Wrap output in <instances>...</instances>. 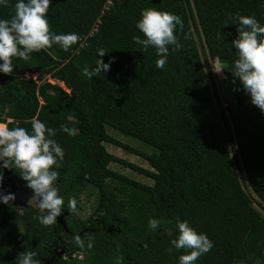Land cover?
<instances>
[{"label": "trees", "instance_id": "16d2710c", "mask_svg": "<svg viewBox=\"0 0 264 264\" xmlns=\"http://www.w3.org/2000/svg\"><path fill=\"white\" fill-rule=\"evenodd\" d=\"M15 2L0 6V18L14 14ZM106 3L51 0L50 31L76 32L78 41L68 50L54 43L27 61L14 57V74L0 73V123L11 118L8 127L31 130L33 119H39L56 129L53 138L64 157L53 185L64 199L60 214L69 212L64 229L56 220L47 226L38 222V213L47 209L0 203V264H17L26 250L36 252L38 264H114L117 256L122 264H177L184 250L167 249L178 218L214 241L196 264H264V112L250 103L238 78L232 83L230 71L237 58L231 41L238 36L231 18L240 13L264 23V0H112L105 9ZM149 7L183 20L176 31L182 47L169 46L163 69L155 66L153 47L141 51L132 39L144 38L135 22ZM98 48L106 51L104 62L114 60L107 73L86 77L82 68L95 67ZM203 59L222 65L231 101L224 104ZM61 124L76 131L64 132ZM107 126L154 150L147 153L116 139ZM104 143L142 157L150 168L111 154ZM112 161L153 183L113 171ZM88 185L98 189L99 200L82 220L72 211ZM71 198L75 207H69ZM149 217L160 219L161 226L150 231ZM74 234L85 244L91 235L93 247L75 245ZM61 246L65 252L58 257Z\"/></svg>", "mask_w": 264, "mask_h": 264}, {"label": "clouds", "instance_id": "9594fccd", "mask_svg": "<svg viewBox=\"0 0 264 264\" xmlns=\"http://www.w3.org/2000/svg\"><path fill=\"white\" fill-rule=\"evenodd\" d=\"M51 0H16L14 14L10 18H0V73L14 74L13 58L29 60L30 54L38 52L52 44H59L64 50L75 44L78 39L76 32L56 33L50 31L46 13L49 10ZM8 0H0V6H6ZM238 24V36L231 41L236 49L237 58L232 62L230 71L233 74L232 83L239 84L245 94L249 97L251 104L264 112V23L259 22L252 15L236 13L231 18ZM227 25V24H225ZM183 28L182 18L173 12L163 11L156 8H142L135 27L143 34L132 37L140 50H147L149 46L155 49L157 59L155 66L163 69L169 55L170 48L176 51L182 44L176 35L177 28ZM106 51L97 49L95 67L84 66L82 72L86 77L99 76L101 72L107 73L114 58L104 62L102 57ZM223 67L218 68L220 72ZM240 90V88H237ZM60 129L69 134L76 130L65 124ZM56 129L46 127L39 119H33L31 130L24 127H8L0 123V180L3 178V169L12 164L20 170L21 177L27 181V185L34 189L36 195L41 199L39 209H47L46 214L38 213L37 219L41 225L55 223L56 214L62 210L64 199L58 194L53 180L59 173L56 168L60 167L58 161L64 157V149L53 137ZM9 158V159H4ZM55 166V167H53ZM13 193H0V203L7 204L14 200ZM31 202V201H30ZM74 198L69 200V207H75ZM161 220L149 217L148 228L150 231L161 226ZM176 237L170 240L167 249H183L177 258V264H196L197 259L209 252L214 244L204 232H198L187 220H176ZM169 236L172 232L168 231ZM75 245L81 249L93 247V237H87V244L79 234L73 235ZM35 251L26 250L19 253L16 258L17 264H38L34 259ZM114 264H122V257L117 256Z\"/></svg>", "mask_w": 264, "mask_h": 264}, {"label": "rangeland", "instance_id": "374dc122", "mask_svg": "<svg viewBox=\"0 0 264 264\" xmlns=\"http://www.w3.org/2000/svg\"><path fill=\"white\" fill-rule=\"evenodd\" d=\"M203 67L205 70H207V67L210 68V71L213 75V79H214V82L216 84L217 90H218L219 95H220L222 101L224 102V104L226 102L231 101L232 96H231L229 90L226 88L224 80H223V77H224L223 71H222L223 69L220 72L215 71L218 68L222 67V65L219 64L216 59L210 60V61H205L203 59ZM28 73H29L28 76H30L32 78H35L38 75V72H28ZM45 78L47 81H49L51 83H57L60 85L59 81H57L53 78H50L48 75ZM64 90L68 91L67 88ZM6 123H11V122H6ZM106 131L108 134L115 137L116 139H118V140H120L126 144H129L132 147L137 148L141 151L150 153L154 150V148H152L151 146H148L146 143H143L142 141L137 140L135 138L120 134L118 131L112 129L109 126L106 127ZM104 145L106 147V150L108 152H110L111 154H113L119 158H122V159H124L130 163L141 166L143 168H147V169L150 168L148 163L142 157L135 155L129 151H126L122 148H119L115 145H112L110 143H104ZM0 163H2V160H0ZM109 167L113 171H116L117 173L123 174V175L127 176L128 178L133 179L137 182L144 183V184H152L153 183V181L150 178H148L145 175L140 174L139 172H136V171H134L128 167H125L118 162H115V161L110 162ZM98 200H99L98 189L94 186H90V185L86 186V188L83 189L78 194V207L74 211H72V214L75 215L76 217L82 219V220L87 219V217L95 209V207L98 203ZM39 201L40 200H37L35 198V196H33L29 199V204L34 205L35 207H38ZM42 211H44V210H42ZM44 212H46V211H44ZM68 214H69V212H68ZM64 252H65V249L61 253V255H63ZM75 255H78V253ZM78 257H81V256H78Z\"/></svg>", "mask_w": 264, "mask_h": 264}, {"label": "water", "instance_id": "95a60500", "mask_svg": "<svg viewBox=\"0 0 264 264\" xmlns=\"http://www.w3.org/2000/svg\"><path fill=\"white\" fill-rule=\"evenodd\" d=\"M3 178L0 180V193L8 194L13 193L15 195L14 200L8 201L5 205L10 206H18V207H25L29 205V199L33 196L37 200L41 198L35 194L34 189L30 188L25 180L19 178L15 174L11 172L9 168L3 169ZM68 215V211L62 212V214L58 213L55 216V220L62 224L64 229H66L63 216ZM64 251V247L61 246L57 250H55L56 255L59 257L61 253ZM47 264H51V262H47Z\"/></svg>", "mask_w": 264, "mask_h": 264}, {"label": "built area", "instance_id": "2783aa9c", "mask_svg": "<svg viewBox=\"0 0 264 264\" xmlns=\"http://www.w3.org/2000/svg\"><path fill=\"white\" fill-rule=\"evenodd\" d=\"M111 3H112V0H107V3L104 5V8L107 9V8H108V5L111 4ZM97 22H100V19H97ZM97 26H98V25H96L95 27L92 28V30H91V32H90L89 35H91L92 32H94V31L97 30ZM85 37H86V36L80 37V38H81V39H80V40H81V45L84 44ZM28 74H29V73L26 72V73H25V76L30 77V76H28ZM11 121H12L11 118H7V119H6V122H11ZM6 122L3 123V124H7ZM73 256H74V255H73ZM78 256H81V255L78 254Z\"/></svg>", "mask_w": 264, "mask_h": 264}, {"label": "flooded vegetation", "instance_id": "af4514ba", "mask_svg": "<svg viewBox=\"0 0 264 264\" xmlns=\"http://www.w3.org/2000/svg\"><path fill=\"white\" fill-rule=\"evenodd\" d=\"M47 213V212H46Z\"/></svg>", "mask_w": 264, "mask_h": 264}]
</instances>
